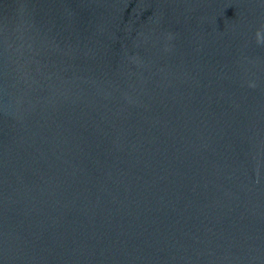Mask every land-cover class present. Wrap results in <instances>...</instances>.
Instances as JSON below:
<instances>
[{"label": "water", "instance_id": "95a60500", "mask_svg": "<svg viewBox=\"0 0 264 264\" xmlns=\"http://www.w3.org/2000/svg\"><path fill=\"white\" fill-rule=\"evenodd\" d=\"M0 264H264V0H0Z\"/></svg>", "mask_w": 264, "mask_h": 264}]
</instances>
